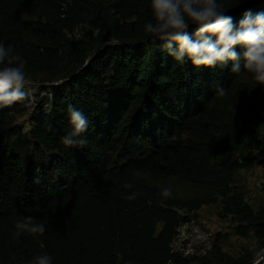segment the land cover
I'll use <instances>...</instances> for the list:
<instances>
[{
  "label": "trees",
  "instance_id": "1",
  "mask_svg": "<svg viewBox=\"0 0 264 264\" xmlns=\"http://www.w3.org/2000/svg\"><path fill=\"white\" fill-rule=\"evenodd\" d=\"M16 1L34 18L68 17L83 2L67 0L72 4L65 10L58 0ZM14 3L0 0V40L13 38L19 28ZM223 4L234 23L245 13L236 15L240 7L264 11V0ZM149 40L109 45L71 75L63 91L53 92L48 112L31 120L29 140L27 135L12 138L4 120L25 100L0 108V226L21 214L46 222L58 209L76 228L80 259L75 264H114L115 254L120 264L194 262L173 258L168 248L178 224L189 218L140 196L128 201L123 198L128 192L113 196L110 180L115 173H144L152 179L191 174L182 136L211 116L212 105L222 98L217 88L228 94L247 71L232 74L231 62L224 69L179 63L163 42ZM69 105L88 117L83 147L62 143L71 130ZM29 146L34 153L27 156ZM232 193L224 216L259 227L258 216L243 205L236 188Z\"/></svg>",
  "mask_w": 264,
  "mask_h": 264
},
{
  "label": "rangeland",
  "instance_id": "2",
  "mask_svg": "<svg viewBox=\"0 0 264 264\" xmlns=\"http://www.w3.org/2000/svg\"><path fill=\"white\" fill-rule=\"evenodd\" d=\"M14 1L19 28L13 38L0 41L11 45L25 61L30 85L24 105L4 115L12 138L27 135L29 140L31 120L48 112L53 92L63 91L71 75L76 76L109 45L143 42L150 37L144 24L154 22L150 0H82L68 17L48 18L31 17L23 4ZM58 1L65 10L72 4ZM240 1L223 3L230 6ZM76 32L81 33L79 38ZM182 138L194 167L191 174L152 179L144 173H115L110 180L113 196L135 191L146 202L172 207L180 218L198 220L210 231L214 248L208 257L170 264L264 262V187L256 185L264 177V85L250 73L243 74L231 92L212 105L211 116ZM24 152L34 153L31 146ZM127 182L133 183V189L123 187ZM165 187L172 189L171 198L160 195ZM233 188L243 205L258 216L259 227L224 216L223 206ZM17 218L0 226V264H28L43 253L54 257L53 264H75L80 259L76 228L58 209L43 222L42 235L24 233L19 240L13 238ZM114 264H120L117 254Z\"/></svg>",
  "mask_w": 264,
  "mask_h": 264
},
{
  "label": "clouds",
  "instance_id": "3",
  "mask_svg": "<svg viewBox=\"0 0 264 264\" xmlns=\"http://www.w3.org/2000/svg\"><path fill=\"white\" fill-rule=\"evenodd\" d=\"M154 22H146L143 30L150 36L149 43L163 42L161 47L179 63L190 62L196 68L221 69L229 67L232 74H243L264 85V11H246L238 23L224 10L223 0H150ZM190 25L195 30L190 32ZM29 85L25 61L11 45L0 41V108L21 102L29 97ZM219 96L226 90L217 88ZM71 130L62 137L68 148L87 144L84 135L89 127L88 117L76 107L67 108ZM139 175V173H137ZM133 189V183L123 185ZM160 195L171 198L170 187ZM124 199L135 201L138 193L129 191ZM46 225L32 215H19L13 238L22 234H43ZM54 257L48 253L35 255L28 264H53Z\"/></svg>",
  "mask_w": 264,
  "mask_h": 264
},
{
  "label": "built area",
  "instance_id": "4",
  "mask_svg": "<svg viewBox=\"0 0 264 264\" xmlns=\"http://www.w3.org/2000/svg\"><path fill=\"white\" fill-rule=\"evenodd\" d=\"M75 35L79 38L81 33L76 32ZM256 185L258 188L264 187V177ZM168 248L173 258L195 261L205 259L210 255L214 248V241L210 231L202 222L190 219L178 224ZM258 263L259 261H254L251 264Z\"/></svg>",
  "mask_w": 264,
  "mask_h": 264
},
{
  "label": "water",
  "instance_id": "5",
  "mask_svg": "<svg viewBox=\"0 0 264 264\" xmlns=\"http://www.w3.org/2000/svg\"><path fill=\"white\" fill-rule=\"evenodd\" d=\"M250 7H251V5L250 6H244L243 8L240 7V9H239L240 12L236 13V15L246 12Z\"/></svg>",
  "mask_w": 264,
  "mask_h": 264
},
{
  "label": "crops",
  "instance_id": "6",
  "mask_svg": "<svg viewBox=\"0 0 264 264\" xmlns=\"http://www.w3.org/2000/svg\"><path fill=\"white\" fill-rule=\"evenodd\" d=\"M159 227H161V226H159Z\"/></svg>",
  "mask_w": 264,
  "mask_h": 264
}]
</instances>
